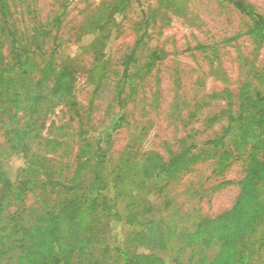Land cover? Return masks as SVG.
<instances>
[{"label": "rangeland", "instance_id": "rangeland-1", "mask_svg": "<svg viewBox=\"0 0 264 264\" xmlns=\"http://www.w3.org/2000/svg\"><path fill=\"white\" fill-rule=\"evenodd\" d=\"M245 1L264 15V0ZM8 3V28L17 30L22 43L30 49L40 44L47 53L55 49V65L72 67L73 92L84 114L88 113L85 119L91 131L100 128L117 109L124 60L145 30L147 35L132 70L142 67L151 51L161 54L150 71L133 78L134 93H125L127 123L112 138L107 162L109 187L102 195L115 204L120 221L116 223L104 212L90 218L93 244L73 264H122L111 246L116 233L119 246L129 248L144 223L156 219L172 230L168 254L173 263L194 264L202 256L213 259L220 241L191 240L190 235L202 217L215 218L234 205L250 146L258 137L264 138L262 130H257L256 138L235 150L223 165H219L221 153L231 147L238 132L234 129L226 137L223 148L209 143L223 132L229 111L239 112L238 95L244 83L249 84L250 94L264 93V44L256 49L246 34L251 20L228 0H129L125 11L116 19L112 14L111 20L109 12L117 0ZM59 14L61 23L56 29L49 23ZM1 27L0 21V67L11 63L9 38ZM110 33L113 36L108 44ZM95 35L93 43L81 48ZM34 59L38 69L28 76L13 71L12 84L0 97V159L9 160L15 167L24 165L19 180H30L23 201L27 225L57 211L69 197L61 187L52 189L48 181L71 184L77 164L87 157L80 152L78 119L64 99L51 94L52 77L42 79L47 56L36 52ZM14 93L20 95L17 109L12 103ZM29 95L40 98L35 110ZM15 127L29 130L24 140L27 156L23 158L9 146L6 131ZM182 147L201 156L176 179L143 176L146 153L158 152L167 161L171 152ZM262 156L264 146L260 148ZM92 167L91 160L78 179L83 193L88 192ZM28 169L32 170L29 175ZM259 184L264 202V183ZM150 195H154L151 200ZM146 200L150 209L144 212ZM18 209L20 205L12 198L4 205L2 223L8 226L9 238L1 264L22 253L19 235L12 232L9 218ZM61 229L71 238L66 222ZM83 229L81 226L80 235ZM246 240L251 263L264 264V218Z\"/></svg>", "mask_w": 264, "mask_h": 264}, {"label": "trees", "instance_id": "trees-1", "mask_svg": "<svg viewBox=\"0 0 264 264\" xmlns=\"http://www.w3.org/2000/svg\"><path fill=\"white\" fill-rule=\"evenodd\" d=\"M240 13L251 20V26L246 31L254 43L256 49L264 44V15L257 12L254 6L245 0H228ZM129 0H117V3L109 12V19L125 11ZM8 0H0V21L2 31L9 38L11 63L0 67V97L12 84L11 73L28 76L38 69L34 54L38 52L47 56L46 63L41 69L43 78L52 77L51 94L57 99H64L66 106L79 121L78 139L81 143V155H87L84 161L77 164L71 184L58 180H50L48 184L55 189L61 187L69 194V197L61 202L57 211L47 212L36 224L27 225L23 218L24 194L29 189L30 180H19V175L24 165H11L9 160L0 159V260L6 254L7 238H9L8 226L2 223L4 205L10 198L20 205L15 213L9 216L12 221L13 233L19 235L22 253L9 263L5 264H73L77 256L86 254L93 244L94 225L89 221L94 219L99 212H104L113 218L116 223L120 221V215L115 204H110L107 197L102 195L109 187L107 178V162L114 133L127 123L126 106L129 94L134 93L136 84L133 78L139 77L140 72L150 71L161 58L158 51L148 54L147 62L140 68L132 70L138 60L137 52L144 44L147 35L146 30L138 37L133 48L124 60L120 79V89L117 93V109L109 114L102 126L95 131L89 129L88 118L85 117L82 108L73 92L75 73L70 65L57 67L54 63L55 49L47 53L39 45L35 49L25 46L18 36L16 29L8 28L10 16ZM116 19V18H115ZM61 15H56L50 21V26L59 28ZM100 25L96 31L100 33ZM92 33V32H90ZM98 35L81 48L93 43ZM109 34V41L112 39ZM107 44V46H108ZM105 54V51L103 52ZM127 86V87H126ZM127 90V91H126ZM232 94L229 93V97ZM239 112L229 111L227 125L220 135L209 141L214 147H224L226 137L234 130L237 137L232 140L231 147L224 150L219 158V165L229 160L235 150H239L256 138L257 130L264 133V93H249V84L244 83L239 91ZM31 107L35 110L40 102L39 96L29 95ZM230 100V99H229ZM20 95L13 94L12 103L15 109L19 108ZM229 106L232 105L228 101ZM84 110V109H83ZM28 129L15 127L8 129L6 134L10 143V149L22 158L27 156L28 147L24 143L28 136ZM95 149L91 150L93 145ZM264 146V138L258 137L250 146L247 155V168L243 179L240 181L241 189L234 205L216 216L215 218L202 217L197 228L190 235L191 240L205 241L217 239L220 241L219 249L215 257L208 260L200 257L194 264H252L251 252L247 245V234L254 232L256 226L264 218V202L261 198L259 183H264V156L259 157L260 148ZM200 154H194L189 147H182L171 152L166 161L155 151L146 153L142 166V174L146 178H158L165 176L167 179H176L184 170L200 159ZM93 161L92 178L89 182L88 192L83 193L78 184L82 170L90 161ZM31 169L27 170L29 175ZM154 195H150L149 200ZM148 200L145 201L143 211H148ZM66 222L71 238H68L61 229L62 222ZM84 226V232L80 235V227ZM6 232V233H5ZM173 236L172 230L161 219L148 220L143 228L134 237L131 247L119 246L118 234L112 242V247L117 258L122 264H184L181 261L173 263L168 254V241ZM1 264V263H0Z\"/></svg>", "mask_w": 264, "mask_h": 264}]
</instances>
